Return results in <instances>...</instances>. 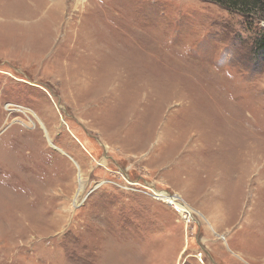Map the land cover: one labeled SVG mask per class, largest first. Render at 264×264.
<instances>
[{"label": "rangeland", "instance_id": "obj_1", "mask_svg": "<svg viewBox=\"0 0 264 264\" xmlns=\"http://www.w3.org/2000/svg\"><path fill=\"white\" fill-rule=\"evenodd\" d=\"M244 10L0 0V264H264V10Z\"/></svg>", "mask_w": 264, "mask_h": 264}, {"label": "trees", "instance_id": "obj_2", "mask_svg": "<svg viewBox=\"0 0 264 264\" xmlns=\"http://www.w3.org/2000/svg\"><path fill=\"white\" fill-rule=\"evenodd\" d=\"M214 2H217L221 5L227 6L230 9H236L240 10V8L245 9L244 11L249 12V11H257L259 10H264V0H211ZM264 35V34H263ZM258 47L261 50H264V36L263 40L258 42Z\"/></svg>", "mask_w": 264, "mask_h": 264}, {"label": "built area", "instance_id": "obj_3", "mask_svg": "<svg viewBox=\"0 0 264 264\" xmlns=\"http://www.w3.org/2000/svg\"><path fill=\"white\" fill-rule=\"evenodd\" d=\"M166 191V190H165ZM169 194V199L171 202L166 201V199H162L164 200V202H167L168 205H170V207H173L174 209L177 210L178 214L181 216L182 219L185 220L186 223L192 222L193 221V215L188 212L186 210V206L188 205L187 203H185L184 201H182L180 198H178V196H176V198L173 196L172 193H170L169 191H167ZM154 193V192H153ZM179 209H182V211H180Z\"/></svg>", "mask_w": 264, "mask_h": 264}, {"label": "bare ground", "instance_id": "obj_4", "mask_svg": "<svg viewBox=\"0 0 264 264\" xmlns=\"http://www.w3.org/2000/svg\"><path fill=\"white\" fill-rule=\"evenodd\" d=\"M81 181H82V178H81ZM261 181L264 184V179L263 178L261 179ZM155 196L157 198L166 199V201L171 202L170 199H169L170 198L169 197V194L167 192H159V193H156ZM173 196L176 198L177 195L176 196L173 195ZM77 198H80V194L77 196ZM77 198H76V201H75L76 204L78 203ZM186 207H187L186 210L192 214V211L190 209H188V205ZM179 210L182 211V209H179ZM260 211H261L262 214H264V206H263V208L261 210L260 209L259 210L252 209V212H251V221H252V224H254V222H256L257 220H259V212ZM261 218H262V222H263L264 216L263 217L261 216Z\"/></svg>", "mask_w": 264, "mask_h": 264}]
</instances>
